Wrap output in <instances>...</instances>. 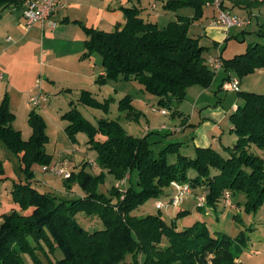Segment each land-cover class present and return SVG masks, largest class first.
Returning a JSON list of instances; mask_svg holds the SVG:
<instances>
[{"label":"trees","instance_id":"16d2710c","mask_svg":"<svg viewBox=\"0 0 264 264\" xmlns=\"http://www.w3.org/2000/svg\"><path fill=\"white\" fill-rule=\"evenodd\" d=\"M210 1L213 0H164V11L176 12L182 6H191L195 11L193 17L176 12V19L164 26L144 16V8L135 3L121 7L125 22L112 31L82 24L85 32L82 57L97 54L104 67L95 83L103 85L120 77L135 80L156 97L160 112L166 110L173 117H183L182 124H186L188 116L178 110V104L186 98L190 87H209L216 74L208 62L207 48L199 37L190 34L191 22L203 16L205 6H213L208 5ZM226 1L221 9H229ZM228 1L232 6L243 5ZM15 2L20 3L0 0V11ZM213 10L218 11L214 6ZM221 59L222 69L229 73L224 81L232 77V72L244 75L264 68V42H251L243 52L230 58L221 55ZM240 92L244 102L230 114L231 132L237 138L232 146L225 147L227 157L212 146H197L196 156L192 157L181 152L182 141L170 142L156 154L148 136L163 130L136 136L110 118H101L94 125L72 102L63 115L68 121L65 127L68 136L76 141L77 133L86 132L87 143L98 153L93 163L119 181L125 180V186L114 184L107 195L98 190L105 181V173L92 175L83 171L79 183L84 195L57 201L30 183H14L12 200L19 209L2 215L0 264H203L209 254L213 255V264H244L238 260L246 243L244 232L236 237L224 231L213 233L204 221L179 229L167 223L161 214H134L148 199L158 201L166 196L165 191L172 184H187L191 191L200 187L196 196H204L211 207L225 198L227 192L230 198L243 192L248 211L264 202V158L250 151L253 144L264 148V94ZM78 102L105 106L88 89L81 90ZM119 110L131 121L144 116L133 105L131 94L120 100ZM15 117L5 94L0 102V139L21 154L27 171L36 162L51 164L52 155L45 147L48 135L44 119L35 111L30 113L32 134L25 139L14 126ZM163 126L162 129L175 131ZM99 133L105 136L104 140L96 137ZM172 156L174 160L170 161ZM191 169L197 172L195 177L189 176ZM134 172L136 180L132 179ZM73 177L74 172L67 179ZM29 209L31 213H26ZM80 212L98 216L104 228L88 230L76 218ZM187 213V209L179 210L174 223ZM58 249L63 256L53 259L51 255Z\"/></svg>","mask_w":264,"mask_h":264},{"label":"rangeland","instance_id":"374dc122","mask_svg":"<svg viewBox=\"0 0 264 264\" xmlns=\"http://www.w3.org/2000/svg\"><path fill=\"white\" fill-rule=\"evenodd\" d=\"M162 1L164 0H113L112 8L108 11V15H110L111 19L114 21L112 23L111 21L107 22L108 18L106 17L105 19L104 17L100 28L102 30L112 31L117 25L124 24L125 17L121 8V5L124 4H138L144 8V16H146V12H149L152 4L156 2V4H158L157 11L150 14L148 18L158 22L160 26H164L169 21L175 20L177 17L176 12L190 17H193L195 14L194 8L191 6H182L176 12L164 11ZM216 1L219 7L222 8L221 4H223L224 0H213L210 1L208 5L211 4L217 9L215 6ZM231 1L242 3L246 8H252L253 16L243 17V15H239L244 19H250L251 24L247 27L249 31L245 32L243 26H233L229 29L212 26L210 23L218 12L213 10V6H205L203 16L199 20H193L191 22L190 34L200 38V43L207 48V57L209 53H211V57L221 58L223 54L224 58H230L246 50L247 45L251 42H264V0ZM226 2L228 3L227 6L229 9L224 10L230 13H232V10L236 14H243V10L245 11V8L242 7L243 5L232 6L233 4L231 2L228 0ZM114 13L116 14L115 18H113ZM255 30L258 31L254 32ZM217 51H220L219 54ZM94 57L98 60L95 66L99 68L102 67L103 72L104 67L100 61V56L94 54ZM32 64L33 62L30 60L20 62L16 67L14 65L13 73L18 75L25 73L26 79H29L27 74L35 69ZM35 73L36 72H34V75ZM58 73L60 75L71 76V74L63 71H58ZM46 74L49 73L46 72ZM231 74L232 77L230 79L236 78L239 80L240 91H252L264 94L263 68L256 69L244 75H239L234 72ZM46 77L47 76H45V80H42V77H39V79L41 80L42 89L49 95L48 102L44 103L42 107L35 106L29 102V95L35 89V82H33L30 90L27 91L23 97L25 105L17 101L13 104V107H16L12 108L16 114L14 126L21 130L22 136L25 139H28L32 134V128L29 122L30 113L35 111L44 119L45 130L48 135V141L45 147L47 152L52 155V161L49 165L36 162L32 169L27 171L26 165L20 157L21 154L18 155L0 139V225L4 220V217H2L3 213H9L13 208L19 209V206L12 200L11 191L14 183H30L39 191L49 194L57 201L80 198L84 195V191L79 183V174L83 171L92 175L100 174L102 171L105 173V181L100 184L98 189L99 192H105L108 195L110 188L114 184L118 185V183L120 187L124 188L125 180L119 181L106 169H102L100 166L93 163L98 153L96 149L91 148L87 143L88 134L86 132L81 131L77 133L76 141H72L68 136L65 130L68 121L63 115L70 109L72 102L76 104L83 116L94 125H97L101 118H110L118 120L129 133L136 136H143L152 130H163L159 133H150L148 136L149 140L152 142L151 147L156 154L168 143L182 141L184 144L181 148V152L195 157L196 147L200 143L194 140H196L198 134L201 132L204 131L208 133L213 124L214 128L211 129L208 138H210L209 140L211 144H213V148L221 152L223 156H228L225 147L232 146L236 141V135L231 132L232 123L230 121L231 113L229 110L236 105L243 104L244 99L240 91L225 90L223 87L224 82H221L222 79L220 76L218 81L213 84V80L209 87H201L198 85L190 87L187 91L186 98L178 104L177 107L180 112L187 115H193L195 113V118L194 116L191 117L193 125L188 126L185 130H182L183 124L180 118L173 117L170 114H162L156 108L158 107L156 97L144 91L142 86L135 80L120 77L118 80H109L103 85H98L96 83L87 85L91 87L86 89L92 91L97 100L105 105L104 107H99L78 102V97L81 92L79 88H84L79 87L83 86L80 84H84L81 80H76V82L72 80L75 79L73 76H71V78L69 77V79H59L56 85L57 89L53 91V87L50 85V82L47 81ZM215 77L216 75L214 79ZM36 79L35 81L37 82ZM6 81L7 78L0 79V83H4L5 87H7L6 92H9L7 93L8 96H14L16 92L6 85ZM67 86L72 87L68 90ZM127 94L133 96V105L143 111L144 116L138 121L126 119L125 114L119 110V102ZM218 107H222L228 111L225 118L222 117L221 119H217L214 117L215 108ZM202 111L212 115L201 116L199 112L202 113ZM204 116L206 118H203ZM163 125L167 126V129L172 128L175 129V131L170 132L169 130L162 129L161 127ZM166 131H169V133L166 134ZM96 137L100 140L105 139V136L100 133L96 134ZM203 140L204 137L200 136L199 142ZM250 151L264 158V148L253 144L250 147ZM169 159L173 161L174 157L172 156ZM56 165L58 167H63L70 173L74 172V177L72 179H67L55 171L45 170L47 166L54 167ZM196 174L197 172L195 170H189L190 177H195ZM132 179H137L136 172L132 174ZM165 192L167 195L161 199L169 201L171 196L176 192L175 184L170 185ZM200 192V187L192 188V193L187 195L176 208L169 207L158 209L156 207V199L150 198L142 203L134 211V214L139 216L146 214H161L167 223L173 224L179 229L190 227L197 221H204L213 233L214 231H224L236 237L244 232L246 243L239 252L238 260L244 264H264V202L256 209L248 211L244 206L246 201L244 193L237 192L235 195L231 196L233 205L227 204L226 199L223 198L216 206L211 207L207 205L205 200L203 202L197 200L196 194H200ZM183 209H187L188 213L176 219V223H174L177 212ZM31 211L32 210L29 209L25 212L31 213ZM76 218L82 226L92 232L104 228L103 222L96 215H87L84 212H80L76 215ZM51 256L53 259L61 258L63 253L58 249L55 254ZM26 258L28 262H31L29 257L26 256ZM130 258L131 256L128 255L127 259L130 260ZM212 258L213 255L209 254L207 261L203 264H213Z\"/></svg>","mask_w":264,"mask_h":264},{"label":"crops","instance_id":"0c3cea01","mask_svg":"<svg viewBox=\"0 0 264 264\" xmlns=\"http://www.w3.org/2000/svg\"><path fill=\"white\" fill-rule=\"evenodd\" d=\"M112 3L113 0H65L66 5L60 8L55 15L58 25L52 30L45 27L43 28L38 23L34 24L28 30L23 29L21 23L24 20V7L20 3L16 4L15 2L8 8L0 11L2 15L0 17V70L3 72L4 78H7L6 85L17 93V95L14 93V96L9 95V102L12 110L16 107H13V104L17 101H19L20 104L25 105L23 97L27 91L30 90L33 82L36 84L35 79L37 78L36 80H38L39 77H42V80H45V76H47V81L50 82V85L53 87V91L57 89L56 85L59 79H69L71 76L75 77V79L72 80H81V82L84 83L80 84L83 86L79 87H84L79 88L80 90L86 88L89 89L91 86L87 85L95 84V78L102 72V67L99 68L95 66L97 65L98 60L94 57V55L90 58L82 57L85 51V32L82 28V24L101 29L100 27L102 26L104 17L105 19L106 17L108 18L107 22L111 21L112 23L114 20L111 19L110 15H108V11L112 8ZM122 6H129V4L121 5V7ZM157 8L158 4L154 2L151 6V10L146 12V16L150 17L149 15L157 11ZM243 8H245V11L243 10V14H236L233 10L232 13L236 15H243V17L253 16L252 8H246L245 5H243ZM115 17L116 14L114 13L113 18ZM249 25L243 26L245 32L249 31L247 29ZM257 31L255 30L254 32ZM211 55L212 54L209 53L208 56L210 57ZM27 60L32 61V66L35 67L34 70L27 74L29 79H26L25 73L22 75L13 73L14 65L16 67V65L20 62ZM58 71L69 73L71 76L60 75ZM34 72H36L35 75ZM46 72L49 74H46ZM228 74L229 73L225 72L224 69H221L215 74L216 77L213 84L218 81L219 76L222 79L221 82H223L224 78H226ZM71 87L72 86H67L68 90L71 89ZM6 88L7 87H5L4 83H0V102L4 98L5 94L9 93L6 92ZM40 107H42V105ZM236 107L237 105L231 108L229 112L231 113ZM227 112L228 111L222 107L215 108L214 117L217 119H221L222 117L225 118ZM199 114L201 116L212 115L205 113L204 111H202V113L199 112ZM187 116V122L183 125L182 130H185L188 126L193 125L191 117L194 116L195 118V113ZM182 118H180L181 123ZM203 118L206 117L204 116ZM213 128L214 124L211 125L208 133L203 131L198 134L196 140H194L200 143L198 146L213 145L209 140L210 138H208V135ZM200 136L204 137L202 142H199Z\"/></svg>","mask_w":264,"mask_h":264},{"label":"built area","instance_id":"2783aa9c","mask_svg":"<svg viewBox=\"0 0 264 264\" xmlns=\"http://www.w3.org/2000/svg\"><path fill=\"white\" fill-rule=\"evenodd\" d=\"M20 2L23 7V22L21 26L23 29L28 30L34 24L38 23L43 28L55 29L58 25V21L55 18L56 13L60 8L64 7L65 0H14ZM215 6L218 9V15L211 21L212 26L222 27L229 29L233 26H247L251 23L250 19H244L239 15L230 13L227 10L221 9L217 1ZM209 64L212 66L215 73H218L223 68V61L220 57H209ZM3 72L0 70V79H3ZM35 89L29 95V102L35 106H41L48 101V95L43 91L41 87V80L38 79L35 84ZM223 87L227 91H240V82L236 78L226 80L223 83ZM162 114H167L166 110H161ZM165 127V126H163ZM45 170L55 171L65 178L70 177V172L66 171L63 167H45ZM176 192L169 201H156V207L158 209H164L173 207L176 208L187 195L191 194V187L187 184H176ZM197 200L203 202L205 200L204 196H196ZM225 199L227 204H232L230 194L227 192L225 194Z\"/></svg>","mask_w":264,"mask_h":264}]
</instances>
